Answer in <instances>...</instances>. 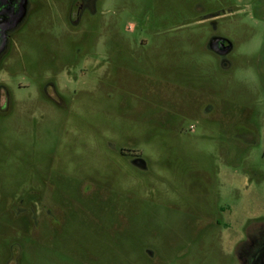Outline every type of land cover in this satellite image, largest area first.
Returning a JSON list of instances; mask_svg holds the SVG:
<instances>
[{
	"label": "rangeland",
	"instance_id": "rangeland-1",
	"mask_svg": "<svg viewBox=\"0 0 264 264\" xmlns=\"http://www.w3.org/2000/svg\"><path fill=\"white\" fill-rule=\"evenodd\" d=\"M69 6L0 62V264H264V0Z\"/></svg>",
	"mask_w": 264,
	"mask_h": 264
},
{
	"label": "flooded vegetation",
	"instance_id": "flooded-vegetation-1",
	"mask_svg": "<svg viewBox=\"0 0 264 264\" xmlns=\"http://www.w3.org/2000/svg\"><path fill=\"white\" fill-rule=\"evenodd\" d=\"M102 1L103 0H69L70 6L68 11V18L70 22L73 25H79L86 13L89 12L91 14H96L100 9ZM30 7H31V0H0V62L4 54L10 48V45L13 40V33L21 26V24L26 19ZM24 8L26 10V13L21 19L20 17L21 12L22 10H24ZM109 10L110 11L113 10V12L116 10L114 4L111 5ZM222 17H224L223 14L217 13V14H210L208 17H206V19L209 20L211 24L216 28L218 20L221 19ZM215 37L222 38L221 40L222 49H225V47L229 46L230 44L232 45L231 41L224 36L218 35V36H214V38ZM210 48L212 49L211 46ZM232 48L233 45L231 47V50ZM230 51L226 53H222L218 51L215 52L225 55L228 54ZM224 64L227 65L226 62ZM11 103H12V97L8 87L5 84L0 83L1 108H4L5 110H9ZM139 161L142 160L139 159L135 162L139 165L138 163ZM141 165L142 164H140L139 166L141 167ZM18 199L20 200L21 198ZM36 208H37L36 203H32L29 209L30 213L36 215ZM45 209L47 211V208ZM24 210L25 209L23 208L20 211L23 213Z\"/></svg>",
	"mask_w": 264,
	"mask_h": 264
},
{
	"label": "water",
	"instance_id": "water-1",
	"mask_svg": "<svg viewBox=\"0 0 264 264\" xmlns=\"http://www.w3.org/2000/svg\"><path fill=\"white\" fill-rule=\"evenodd\" d=\"M25 13H26V10L24 8V10H22V12H21V16H20L21 19L25 15ZM221 40H222V38H220V37L213 38L211 41V44H210L212 49L215 51H218V52H222V53H226V52L230 51L232 45L230 44L229 46L225 47V49H222L221 48V46H222ZM141 167H144V164H142Z\"/></svg>",
	"mask_w": 264,
	"mask_h": 264
}]
</instances>
